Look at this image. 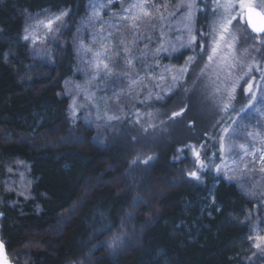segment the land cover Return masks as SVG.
<instances>
[{"label": "trees", "instance_id": "trees-1", "mask_svg": "<svg viewBox=\"0 0 264 264\" xmlns=\"http://www.w3.org/2000/svg\"><path fill=\"white\" fill-rule=\"evenodd\" d=\"M87 4L0 0L1 237L11 262L264 264V255L253 256L247 220L258 200L220 177L214 157L201 168L193 152L200 161L218 153L248 78L237 77L234 98L210 113L201 104L211 90L202 78L209 39L201 31L216 14L199 0L197 50L181 82L162 100L139 94L99 137L73 115L63 92L75 76L71 35ZM64 12L63 41L49 58L37 59L24 39L26 25ZM241 27L252 44L244 60H263L264 35ZM179 148L182 160L175 159Z\"/></svg>", "mask_w": 264, "mask_h": 264}, {"label": "rangeland", "instance_id": "rangeland-1", "mask_svg": "<svg viewBox=\"0 0 264 264\" xmlns=\"http://www.w3.org/2000/svg\"><path fill=\"white\" fill-rule=\"evenodd\" d=\"M202 1L216 14L211 26L201 31L209 39L206 43L210 55L212 38L216 36L214 28L221 15L216 4L223 0ZM254 2L264 8V0ZM198 3L199 0H88L86 15L77 22L71 35L75 76L65 83L63 91L70 97L73 115L81 114L100 137L116 120L109 117L122 115L124 108L132 105L139 94L162 100L170 88L181 82L185 73L179 76V71L187 69L194 61L189 62V57H194L197 50L192 37L197 39ZM137 4L142 7H135ZM187 5L192 6L190 21L184 19L189 13ZM173 12L175 15H170ZM60 14L41 15L26 25L28 31L24 29V37H29L26 41L37 59L49 58L63 41L66 16L53 23L52 31L45 26L48 20ZM241 24L246 25L233 21L232 30L238 37L234 53L221 47L213 65L206 59L202 63L208 64L202 78L206 88L211 90L202 93L200 102H206L209 113L227 100L226 87L237 77H248L243 74V65L248 64L244 58L252 52V44ZM232 55L236 58V67L231 69L229 76L224 58ZM257 62L264 66V59ZM211 69L214 73H210ZM251 75H256L260 82L258 72L253 71ZM174 76L179 79L173 81ZM260 83L264 87V82ZM241 86L244 100L239 97V105L242 106L225 125L218 153H211L202 161L205 163L207 158L209 161L214 157L216 161L212 163L220 177L238 184L249 198L258 200L259 207L247 217L253 224L251 234L255 244L259 242L257 237L264 236V162L261 161L264 151V103L261 101L264 97L257 91L256 100L249 105L247 83H241ZM184 157L185 149H177L175 159ZM254 249L253 256L264 255V245L262 249Z\"/></svg>", "mask_w": 264, "mask_h": 264}, {"label": "snow or ice", "instance_id": "snow-or-ice-1", "mask_svg": "<svg viewBox=\"0 0 264 264\" xmlns=\"http://www.w3.org/2000/svg\"><path fill=\"white\" fill-rule=\"evenodd\" d=\"M135 7H142V5L137 4ZM189 8V13L184 17L185 20H191V5H187ZM216 7L221 9V15L219 20L217 21L216 27L214 31L216 36L212 38V44L210 45L211 54L208 55V60L212 61L213 58L217 55L218 51L221 50V47L227 49L229 53H234L235 44L238 40V37L232 30L233 21H237V23L243 22L248 27H250L251 31L257 34L264 35V8H259L254 0H223L222 3L217 2ZM146 14V13H145ZM68 15L67 12L61 13L59 16H55L53 19H50L46 23V27H48L49 31H52V25L55 21L60 20L63 16ZM170 15H175V13H170ZM126 19L128 17H125ZM239 18V19H238ZM42 24L45 22L41 21ZM187 26V25H186ZM190 30V29H189ZM27 32L28 29H25ZM111 35V34H109ZM29 37L26 35L24 37L27 40ZM192 41H195V37H192ZM261 44H264V40L259 41ZM201 51H203V45H201ZM247 51V50H246ZM259 51V49H257ZM106 55V54H105ZM225 65L229 69L227 75H231V69L236 67V58L234 55L225 57ZM194 57H189V62H192ZM244 67V75L248 76L247 83V92L249 93L248 101L249 105L252 104L253 101L256 100V92L259 91L261 97H264V87L261 86L260 82H264V66H262L259 62L253 60L251 63L243 65ZM107 68V65H105ZM187 71L186 68L181 69L179 71V76H183V74ZM256 71L260 74V82H257V78L252 76L251 73ZM173 81H177L179 79L178 76H174ZM219 91V89H217ZM235 91V82L232 83L230 89L226 88L225 92L228 96L229 100L233 99L232 93ZM264 103V100L261 101ZM231 105L229 103L224 104V110L227 111ZM243 110V109H241ZM175 115H179V113H174ZM109 119H119L118 116L109 117ZM251 135V133H249ZM243 147V146H241ZM247 151V150H245ZM193 152L197 158V162L200 164V167H205L204 162L199 159V152L193 148ZM151 159V157H149ZM261 161L264 162V151L261 152ZM147 163V161H145ZM190 176L199 179V176L196 172H190ZM259 242L254 244V247L257 249H262V245H264V236L257 237ZM3 244L0 242V252H2ZM0 264H8V261L0 255Z\"/></svg>", "mask_w": 264, "mask_h": 264}, {"label": "water", "instance_id": "water-1", "mask_svg": "<svg viewBox=\"0 0 264 264\" xmlns=\"http://www.w3.org/2000/svg\"><path fill=\"white\" fill-rule=\"evenodd\" d=\"M247 28L253 35L262 36L261 34H257V33L252 32L250 27L247 26ZM3 216H4V214L1 212V207H0V242H2V244H3V249H2V252H0V255H3V257L8 261V264H14L13 262H11V260L8 256L6 246H5L4 242L2 241V237H1V219L3 218Z\"/></svg>", "mask_w": 264, "mask_h": 264}]
</instances>
